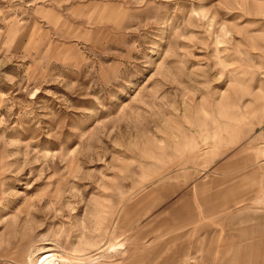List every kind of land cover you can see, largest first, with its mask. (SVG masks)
I'll return each instance as SVG.
<instances>
[{
	"label": "rangeland",
	"instance_id": "obj_1",
	"mask_svg": "<svg viewBox=\"0 0 264 264\" xmlns=\"http://www.w3.org/2000/svg\"><path fill=\"white\" fill-rule=\"evenodd\" d=\"M0 264H264V0H0Z\"/></svg>",
	"mask_w": 264,
	"mask_h": 264
},
{
	"label": "bare ground",
	"instance_id": "obj_2",
	"mask_svg": "<svg viewBox=\"0 0 264 264\" xmlns=\"http://www.w3.org/2000/svg\"><path fill=\"white\" fill-rule=\"evenodd\" d=\"M48 252H50V251H48ZM46 253V252H45Z\"/></svg>",
	"mask_w": 264,
	"mask_h": 264
}]
</instances>
